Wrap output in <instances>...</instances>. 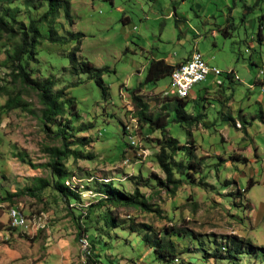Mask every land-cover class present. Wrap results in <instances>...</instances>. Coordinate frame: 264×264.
<instances>
[{"label": "rangeland", "instance_id": "rangeland-1", "mask_svg": "<svg viewBox=\"0 0 264 264\" xmlns=\"http://www.w3.org/2000/svg\"><path fill=\"white\" fill-rule=\"evenodd\" d=\"M45 10L28 13L20 5L17 20L28 23ZM57 23L66 41L44 40L37 63H29L34 80L51 77L53 93L64 91L68 105L50 122L43 121L38 92L13 80L5 62L10 47L0 44V86L28 104L3 111L7 97L0 96V264H166L143 243L145 227L159 237L170 227L183 233L166 238L176 250L167 264H264V0H70V19L62 10ZM42 32L47 37L46 27ZM194 50L239 78L224 90L233 93V121L224 120L233 116L221 92L214 107L187 105V115L206 113L211 123H174L175 97L165 95L170 77L145 83L152 60L174 63ZM82 61L104 69L103 85L81 70ZM140 85L148 115L168 122L166 136L139 122L132 93ZM197 85L198 94L204 82ZM169 137L188 144L199 163L174 195L160 186L165 176L155 159ZM64 146L71 175L65 185L78 196L68 202L39 182H51L52 151ZM174 158L187 165L181 154ZM104 185L127 196L138 190L158 212L112 205ZM13 208L27 227L11 225ZM78 225L91 230L82 240ZM230 237L253 250L234 260L216 257Z\"/></svg>", "mask_w": 264, "mask_h": 264}, {"label": "trees", "instance_id": "trees-1", "mask_svg": "<svg viewBox=\"0 0 264 264\" xmlns=\"http://www.w3.org/2000/svg\"><path fill=\"white\" fill-rule=\"evenodd\" d=\"M20 5H22L28 13L45 7L46 10L40 17H30L28 23H24L23 21L17 20V16L20 13ZM62 10H64L65 17L70 19V0H0V44L4 47L7 45L10 47L5 53V62L10 68V75L14 81L20 82L21 85L32 88L38 92L40 101L44 106L42 112L44 123L50 122L62 115L65 105H68V103L63 100V90L56 94L53 93L55 83L51 77H46L42 80L33 79V74L29 69V63H37L38 48L44 40H48L51 44L64 43V41H66V37H62L57 28V22ZM43 27L47 29V37L42 32ZM78 50L79 49L76 48L70 54L71 62L75 69L76 65L79 64L76 56ZM81 65V70L83 72L92 74L93 78H96L98 85H103L102 74L104 69H97L88 61H82ZM175 67L174 65L168 64L165 60H152L147 70L145 83H156L164 77H170ZM223 76L226 79L231 78L229 74H223ZM141 87L142 85L132 93V103L137 110L139 122L142 127H146L147 132L150 133L160 130L162 135L166 136L168 122L165 121V119L163 120L162 117L153 119L148 115L149 105L144 102L140 96ZM104 90L106 91V88H104ZM0 96L7 97L6 103L1 107L3 111L27 109L28 104L22 99L21 95H13V92L7 86H0ZM187 98H174L175 102L172 105V109L175 113L173 122L180 125L184 123L189 127H193L201 123L203 115L198 114L189 116L185 113V108L189 103ZM69 104L70 106L72 105L71 107L73 108V104ZM224 120L232 121L230 116L224 117ZM67 150V147L64 146L61 149L57 148L52 151V161L49 164L51 182L46 180H39V182L41 189L51 187L54 191L60 193L68 202L71 198L77 200L78 196L70 187L65 185L66 180L71 177L70 173L63 165V161L69 156ZM176 154L184 156L187 165L175 161L174 157ZM194 157V150L189 147L188 144H180L179 141L173 137L165 138L160 147V152L155 156L157 165L165 176V180L164 182H160V186L168 189L170 193L174 195L183 182L190 177L191 172L197 171L199 163L196 164L194 162ZM22 161L26 162L24 159H22ZM247 189H249V186ZM102 192L106 200L112 205L121 204L144 208L151 212H158L151 208L138 190H135L134 194L127 196L114 189L112 185H104ZM12 196L14 195H11V197ZM92 208L93 206L88 209V213L84 216L87 219H89ZM79 216L83 217L82 215ZM105 218L107 219L109 217L105 216ZM109 220L111 219L109 218ZM78 227V239H81L84 234L88 235L87 233L91 231L88 227L83 228L80 225H78ZM145 229L149 233H145L142 236V241L153 250L155 259L166 264L175 262L176 250L174 242L166 238H171L172 236L182 237L183 233H180V231L174 227H170L164 229L165 234L163 237H159L157 234H153L150 227H145ZM229 243V247L225 250L227 251L226 253L222 252L220 246V248L216 250L215 256L220 259L234 260L243 253V250H253L248 242L237 237H230Z\"/></svg>", "mask_w": 264, "mask_h": 264}, {"label": "built area", "instance_id": "built-area-1", "mask_svg": "<svg viewBox=\"0 0 264 264\" xmlns=\"http://www.w3.org/2000/svg\"><path fill=\"white\" fill-rule=\"evenodd\" d=\"M211 74L217 78L216 84L218 86L224 84L220 77H222L225 72H222L218 68H207L201 53L194 51L186 62L176 66L171 73L169 91L165 92V95H185V93H191L196 84L206 81L207 77ZM226 74L231 75V79L232 77H237L232 71H228ZM261 90L264 93V88H261ZM131 143L135 142L132 141ZM10 220L14 228H24L23 222L20 220V213L14 209L12 214H10Z\"/></svg>", "mask_w": 264, "mask_h": 264}, {"label": "crops", "instance_id": "crops-1", "mask_svg": "<svg viewBox=\"0 0 264 264\" xmlns=\"http://www.w3.org/2000/svg\"><path fill=\"white\" fill-rule=\"evenodd\" d=\"M194 51H198V50H194ZM193 51V52H194ZM193 52H191L190 54H188L184 59H182V60H179V61H177V62H174V63H168V64H170V65H174V66H178L179 64H182V63H184V62H186L189 58H190V56H191V54L193 53ZM199 52V51H198ZM207 63V62H206ZM207 65L208 66H210L208 63H207ZM211 67V66H210ZM229 71H232V70H229ZM223 72V71H222ZM228 72V71H227ZM232 72H234V71H232ZM226 74V73H225ZM224 74V75H225ZM208 77H210L211 79L208 81V83L206 82L207 80H208ZM207 77V79H206V81H204V85H201L200 87H199V92H198V94L196 93V92H193V91H191V93L189 94V97L187 98L188 99V102H193L194 104H193V106H194V109H196V107H198L199 106V102H201V101H203L204 103H206V104H208V105H210L211 107H214V105H213V103H211V101H213V100H215L216 98H215V96L214 95H217V94H220L221 92H222V95H223V101H224V103L222 104L223 106H225L228 110H230V114H232V116L233 115H235V113L237 112V110L236 109H233V106H234V100H233V93L230 95V96H228L226 93H225V89L227 88H231L232 86H233V83L235 82L233 79H226V78H224V76H223V78H224V84L222 85V86H218L217 84H216V82H217V78L214 76V75H209ZM260 76H258V78H259ZM260 82V80H257L256 81V84H260L259 83ZM203 84V83H202ZM197 86H199V84L197 85ZM259 100L260 101H262V97H260L259 98ZM204 108V107H203ZM186 109H187V107L185 108V113L186 114H188L187 113V111H186ZM204 110H205V108H204ZM190 114H191V112H190ZM262 114H263V112H262ZM202 115H203V118H202V120H201V123H205V124H207V123H211V121L209 120V118H208V115L206 114V113H202ZM191 116H194V114H192ZM231 117V116H230ZM233 118H234V116L233 117H231V119H232V121H233ZM263 118V117H262ZM235 120V119H234ZM201 123H199V124H201ZM151 249V248H150ZM152 250V249H151Z\"/></svg>", "mask_w": 264, "mask_h": 264}, {"label": "bare ground", "instance_id": "bare-ground-1", "mask_svg": "<svg viewBox=\"0 0 264 264\" xmlns=\"http://www.w3.org/2000/svg\"><path fill=\"white\" fill-rule=\"evenodd\" d=\"M206 67L207 68H215V67H210V66H208L207 65V63H206ZM232 79L234 80V81H236V80H239V78L238 77H232ZM171 95H173L174 97H178V98H187V96L189 95V93H185V95H183V94H171ZM170 95V96H171ZM239 126V125H238ZM14 210H16L17 212H19L20 213V220L23 222V225H24V227H27V219H26V217L19 211V209H16V208H13ZM13 209H10L11 211H10V214H12V211H13ZM226 249H225V246L222 248V251H225Z\"/></svg>", "mask_w": 264, "mask_h": 264}]
</instances>
